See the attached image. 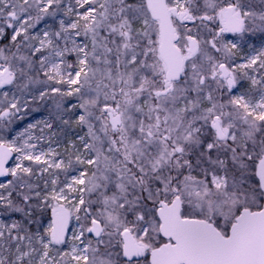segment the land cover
I'll use <instances>...</instances> for the list:
<instances>
[{
  "label": "snow or ice",
  "instance_id": "snow-or-ice-1",
  "mask_svg": "<svg viewBox=\"0 0 264 264\" xmlns=\"http://www.w3.org/2000/svg\"><path fill=\"white\" fill-rule=\"evenodd\" d=\"M0 264H264V0H0Z\"/></svg>",
  "mask_w": 264,
  "mask_h": 264
}]
</instances>
